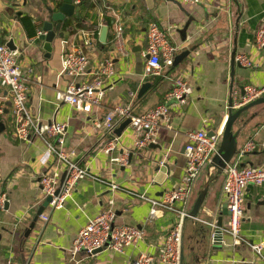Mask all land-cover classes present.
Instances as JSON below:
<instances>
[{
	"label": "crops",
	"instance_id": "1",
	"mask_svg": "<svg viewBox=\"0 0 264 264\" xmlns=\"http://www.w3.org/2000/svg\"><path fill=\"white\" fill-rule=\"evenodd\" d=\"M87 0L78 17L69 18L63 25L64 39H55L48 54L39 41L42 24L49 17L48 9L57 11L62 0H0V38L4 45L11 39L18 47L19 62L24 68L28 87V107L43 124L67 123L66 149L74 161L91 173L81 180L61 210L48 215L49 206L39 217L30 236L26 233L33 224L46 198L39 178L56 166L47 158L43 139L22 142L15 136V118L11 97L0 84V116L4 130L0 133V197L6 205L0 210V264H125L140 254L157 257L176 215L158 209L151 216V204L138 198L146 195L161 200L166 192L180 183L185 169V147L188 134L206 130L218 132L225 127L229 103L235 94L243 97L245 87L264 88V49L254 47L257 30L264 21V0H201L198 5H184L177 0ZM21 17L34 20L36 36L30 38ZM112 20L107 41L100 36L105 19ZM155 22L169 31L176 46V56L190 51L177 68H169L163 77H145L146 34ZM122 26L123 39L115 41V27ZM96 32L91 47H84L83 33ZM83 48L89 64L79 77L63 73L62 56L66 51ZM237 51L246 55L256 66L246 68L236 61L234 73L232 57ZM107 61L114 65L113 87L101 105L91 113L74 110L59 102L57 94L74 83L81 84L95 78ZM28 68L33 74L28 73ZM176 78H184L192 89L185 106L170 105V128L162 127L156 143L138 150L129 127L120 138L112 141L123 123L113 132L97 128L116 107H130L135 116L143 115L163 102L174 86ZM151 87L139 98L144 84ZM131 94H135L132 97ZM238 97V96H237ZM240 100V99H239ZM172 106V107H171ZM238 133L241 167L264 168V105L242 114L234 125ZM254 142L256 150L240 156L244 146ZM113 143L115 149H105ZM125 159V164L117 160ZM209 176H216L207 166L196 182L191 204ZM120 190L114 194L110 185ZM224 174L212 185L197 223L189 220L184 228L183 248L185 264H264L247 244L236 246L224 232L220 249H214L212 235L208 241L202 232L216 230L227 200L223 191ZM115 198V225L137 226L144 232L140 245L130 247L125 255L106 249L97 254L72 255L73 243L89 220L98 217ZM210 226V227H209ZM228 217L223 219V230ZM242 237L250 244L264 243V185L250 186L244 193ZM155 264H160L156 261Z\"/></svg>",
	"mask_w": 264,
	"mask_h": 264
},
{
	"label": "built area",
	"instance_id": "2",
	"mask_svg": "<svg viewBox=\"0 0 264 264\" xmlns=\"http://www.w3.org/2000/svg\"><path fill=\"white\" fill-rule=\"evenodd\" d=\"M12 2L15 0H2ZM184 5H198L201 0H177ZM78 6L80 0L74 1ZM106 26V25H105ZM123 28L115 27V41L123 39ZM94 33H83L84 47H91ZM146 65L145 77H163L166 69L173 66L178 52L170 40L169 31L161 28L157 23L149 24L146 34ZM254 47L264 49V21L257 30ZM19 52L10 50L6 45H0V84L6 88L11 97L12 112L15 118V136L22 142H31L33 138H40L46 142L47 158L53 159L56 166L39 178L44 197L51 198L48 215H42L44 221L49 220L50 213L64 208L68 199L72 198L77 184L91 173L80 166L66 149L67 123L54 122L43 124L36 118L28 107V87L24 75V68L19 62ZM236 61L246 68H252L255 63L246 55L239 54ZM89 64L88 56L83 48L66 51L62 56L63 73L70 77L84 75ZM28 73L33 70L28 68ZM114 65L111 61L105 62L92 80L81 84H70L65 91L57 94L59 102L70 105L74 110L82 113H91L92 109L106 98L107 92L113 87ZM245 95L235 94L233 109L238 110L256 99L264 96V88L245 87ZM135 97V94H131ZM192 89L184 78H176L173 88L165 94L163 102L140 116H135L130 107L118 106L106 117L97 128H104L105 132H113L119 123L131 120L135 147L138 150L149 148L156 143L161 128H170V105L185 106ZM238 96V97H237ZM240 99V100H239ZM171 106V107H172ZM224 128L213 135L206 130L193 131L188 134V143L185 147V169L179 184L171 188L161 200H153L146 195L137 197L151 204V216L158 209H165L176 215L175 223L168 231L157 257L140 254L137 258L127 260L125 264H180L181 247L183 243L184 222L188 216L192 194L196 182L204 169L211 163L217 154ZM115 145L110 143L105 152L111 153ZM254 142L247 143L240 153L243 156L254 152ZM125 164V159L117 160ZM66 174L63 184L61 180ZM264 185V168L241 167L239 159L227 165L224 172L223 191L227 200L228 226L224 230L230 235L236 246L247 244L259 257L263 258L264 243L250 244L241 235L244 218V193L250 186ZM115 195L120 187L110 185ZM109 201V207L98 217L89 220L87 225L77 235L72 248V255L81 253L93 255L97 250L106 249L110 252L125 255L130 247H136L144 239V232L137 226L115 225V198ZM6 197H0V210L6 205Z\"/></svg>",
	"mask_w": 264,
	"mask_h": 264
},
{
	"label": "water",
	"instance_id": "3",
	"mask_svg": "<svg viewBox=\"0 0 264 264\" xmlns=\"http://www.w3.org/2000/svg\"><path fill=\"white\" fill-rule=\"evenodd\" d=\"M150 5V8L152 7V0L147 1ZM49 17L46 21L43 22L42 28L40 30L39 35V41L44 43V50L50 54L52 52L53 43L55 39L59 38L61 40L64 39V33L62 32V28L64 23L67 19L78 17L80 13V8L77 7L74 4V0H62V3L60 6H58L57 11H55L53 8L48 9ZM108 26L106 25L100 36V42L101 44H105L107 41V34H108ZM0 45H4V40L0 38ZM10 50L17 51L18 47L15 45L14 40L11 39L5 44ZM191 54L190 51H186L178 56L175 57L173 68H177L181 62L188 57ZM236 54L237 51L234 52L232 57V70L234 73L235 66H239V64H236ZM151 87L150 83H146L141 88L138 97L142 98L144 94L148 91V89ZM245 95V90L242 93V96ZM264 105V96L256 99L252 103L238 109H233V100L229 103V115L224 127L223 135L221 138V142L219 144L218 152L213 157L211 163L208 165L210 171H216V176L207 177V180L204 182V184L201 186L198 195L193 203V205H190L189 213L187 218L184 222V228L186 223L189 220H192L197 223H201L205 221H202L200 219L201 213L205 210L204 205L206 203V200L208 198V195L210 193V188L213 184H215L220 177L224 174L227 165L234 161V158L239 154L238 150V133L234 132V125L236 122L240 119L243 113L248 111L249 109L256 107V106H262ZM131 120H126L123 125L115 131L114 136L111 137V140L114 141L117 138H120L123 134V132L126 130L127 127L130 126ZM4 130V124L1 120L0 116V133ZM214 132H209V135H213ZM66 174L63 175L61 184H63ZM52 199L49 197L45 200L44 204L40 208V210L37 213L36 218L34 219L33 224L30 226V229L26 233V237L28 238L30 234L32 233L33 229L35 228L36 223L39 220V217L44 213L46 208L49 206ZM229 212L227 210V205L224 206L223 212L220 215V218L218 220V223L216 225L217 229L213 230L212 233L210 232H202V235H204V239L206 242L208 241L210 235H212V243L214 249H220L222 245V240L224 237V230H223V219L224 217H228ZM207 224V223H206ZM210 227V226H209ZM183 238H184V230H183ZM183 244V243H182ZM101 250L95 251L93 254H97ZM180 264H185V255H184V248L181 247V255H180Z\"/></svg>",
	"mask_w": 264,
	"mask_h": 264
},
{
	"label": "trees",
	"instance_id": "4",
	"mask_svg": "<svg viewBox=\"0 0 264 264\" xmlns=\"http://www.w3.org/2000/svg\"><path fill=\"white\" fill-rule=\"evenodd\" d=\"M77 1V0H74ZM87 0H80V4L78 6L85 8V4H86ZM21 21L22 24L25 28V31L27 32L28 36L30 38L35 37L36 36V29L34 27V20L30 17H21ZM105 23L108 27L112 28L113 27V23L112 20L109 18L105 19ZM98 32H96L94 35H97ZM115 38V37H113Z\"/></svg>",
	"mask_w": 264,
	"mask_h": 264
}]
</instances>
